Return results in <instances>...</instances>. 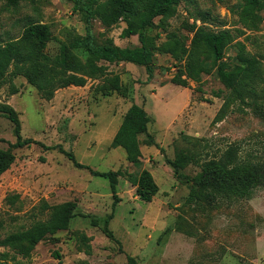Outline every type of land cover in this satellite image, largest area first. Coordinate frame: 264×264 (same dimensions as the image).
Masks as SVG:
<instances>
[{
  "label": "rangeland",
  "instance_id": "374dc122",
  "mask_svg": "<svg viewBox=\"0 0 264 264\" xmlns=\"http://www.w3.org/2000/svg\"><path fill=\"white\" fill-rule=\"evenodd\" d=\"M194 18H203L209 30L236 35L227 48L228 57L235 59L237 41L245 44L256 61L252 81L259 91L264 89V9L251 15L244 13L240 0H181L168 20V31L191 37L186 21ZM34 22L50 26V41L39 47L51 57L60 52L61 41L86 34L84 18L70 0H21L16 6L0 0V44L19 39ZM125 26L121 21L107 28L93 20L99 42L110 37L121 47L139 45L137 35L121 36ZM157 33L158 42H163V28L149 30ZM175 63L170 54L157 52L152 77L144 65L109 64L121 75L125 94L110 91L104 77L60 88L50 100L23 74L12 80L17 92H11L10 83L0 88V102L19 113L22 137L35 141L14 149L16 160L0 178L3 236L31 225V213L43 200L78 205L69 229L41 241L29 257L0 245L4 264H128L129 255L141 264H264V180L250 197L240 198L219 192L210 179H196L206 164L212 169L224 158L264 164V118L237 102L216 121L224 96L217 97L214 91L225 89L216 69L204 74L201 84L191 80L182 86L172 81L178 71ZM134 103L152 119L148 131L140 135L138 165L127 160L123 148L111 146ZM14 128L0 111V147L16 142ZM65 151L90 169L75 167ZM177 159L184 162L178 173L169 163ZM143 168L153 173L160 187L151 202L140 200L136 186L124 176L119 177L116 200L109 180L91 171L138 173ZM11 194L20 195L13 205L6 201ZM113 210L109 228L114 239L104 231Z\"/></svg>",
  "mask_w": 264,
  "mask_h": 264
},
{
  "label": "trees",
  "instance_id": "16d2710c",
  "mask_svg": "<svg viewBox=\"0 0 264 264\" xmlns=\"http://www.w3.org/2000/svg\"><path fill=\"white\" fill-rule=\"evenodd\" d=\"M6 1L12 6L21 2V0ZM70 1L84 18L86 34L75 35L70 42L61 41L60 52L51 57L39 47L40 44L44 45L50 41L52 36L50 26L42 22L28 24L19 39H11L0 44V88L10 83L11 92H17L18 89L12 80L17 74H23L28 82L38 89L43 98L50 100L60 88L71 85L81 86L85 85L88 79L104 77L106 87L110 91L125 94L126 88L121 75L110 70L109 64L124 61L144 65L149 77H152L154 56L157 52H161L168 53L174 58L178 71L172 81L182 86H189L191 80L201 84L203 75L216 69L220 80L225 85V89L214 91L217 97L224 96V103L216 116V121L222 120L227 115L231 104L237 102L251 107L257 117L264 118V101H259L260 96H264V89L259 91L252 81V75L256 70L255 59L247 54L245 44L240 41L236 43L235 59L226 55L227 48L236 38L234 33L230 30L219 32L209 30L204 25L203 18H194L192 23L189 20L186 21L188 31L192 33L191 37L177 31H168L170 25L168 20L176 14L181 0ZM240 1L243 3L244 13L256 15L264 9V0ZM156 18H160L158 24L155 23ZM94 19H99L107 28L121 21L125 22L126 26L121 36L137 35L139 45L121 47L110 37L103 43L99 42L93 31ZM197 20H200L202 24H198ZM154 26H159L166 32V39L163 42H158L160 33L149 34V30ZM188 40H190L189 43ZM78 52L83 55V58ZM199 90H201L200 87ZM0 111L14 123L17 137L16 142L11 143L9 148L0 147L1 178L16 160L14 149L35 141L32 138L22 137L19 113L12 105L0 102ZM151 120L147 110L142 105L134 103L127 110L112 139L111 146L123 148L130 163L135 165L141 163L140 135L148 131ZM151 143L153 144V141ZM65 153L75 167L90 169L89 166L79 162L72 152L65 151ZM189 158L187 156L188 160ZM169 163L176 173L184 166V162L179 159L169 160ZM91 171L94 175L109 180L116 200H118L117 185L120 176L126 177L136 186L137 196L145 202L153 201L160 189L153 173L147 168H143L138 173L124 169L108 171L91 169ZM196 179H210L219 192L229 196L248 198L253 188L264 180V164H255L247 160L231 162L224 158L222 163L219 162L212 169L209 164H206ZM19 199V194L6 197L7 203L11 205ZM77 207L76 201L49 204L43 200L31 213L33 217L31 225L17 231L5 232L4 236L5 219L0 217V245L14 250L23 257H29L41 241L61 230L69 229L73 217L77 214ZM40 215L44 218L37 217ZM113 218L114 210L106 218L104 231L114 239V233L109 228ZM92 222L97 224L96 219ZM127 259L128 264H141L134 256L129 255ZM0 264H4L1 259Z\"/></svg>",
  "mask_w": 264,
  "mask_h": 264
}]
</instances>
